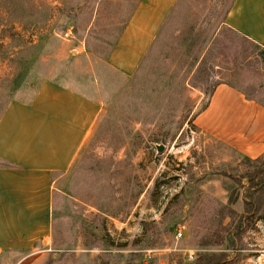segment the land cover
Listing matches in <instances>:
<instances>
[{
	"label": "rangeland",
	"instance_id": "obj_1",
	"mask_svg": "<svg viewBox=\"0 0 264 264\" xmlns=\"http://www.w3.org/2000/svg\"><path fill=\"white\" fill-rule=\"evenodd\" d=\"M140 1L0 0V112L45 81L101 104L82 155L54 176L50 238L31 258L264 264V158L194 123L220 84L264 103V49L224 25L234 0H173L121 75L106 60Z\"/></svg>",
	"mask_w": 264,
	"mask_h": 264
},
{
	"label": "crops",
	"instance_id": "obj_2",
	"mask_svg": "<svg viewBox=\"0 0 264 264\" xmlns=\"http://www.w3.org/2000/svg\"><path fill=\"white\" fill-rule=\"evenodd\" d=\"M173 0H141L106 63L131 74L146 53ZM224 25L264 49V0H234ZM101 112L97 98L45 81L27 101L0 112V259L39 264L32 254L50 238L54 176L69 172L90 140ZM195 125L238 155H264V103L220 84ZM240 213L239 211H237ZM39 246V247H37Z\"/></svg>",
	"mask_w": 264,
	"mask_h": 264
},
{
	"label": "built area",
	"instance_id": "obj_3",
	"mask_svg": "<svg viewBox=\"0 0 264 264\" xmlns=\"http://www.w3.org/2000/svg\"><path fill=\"white\" fill-rule=\"evenodd\" d=\"M65 36H67V33L65 34ZM177 237H181V230H180V228L177 229Z\"/></svg>",
	"mask_w": 264,
	"mask_h": 264
},
{
	"label": "trees",
	"instance_id": "obj_4",
	"mask_svg": "<svg viewBox=\"0 0 264 264\" xmlns=\"http://www.w3.org/2000/svg\"><path fill=\"white\" fill-rule=\"evenodd\" d=\"M262 158H264V155H263V157ZM248 161H253V162H256V161H258L259 159H256V160H249V159H247ZM261 184V183H260Z\"/></svg>",
	"mask_w": 264,
	"mask_h": 264
}]
</instances>
